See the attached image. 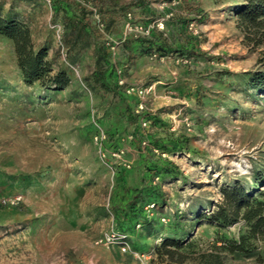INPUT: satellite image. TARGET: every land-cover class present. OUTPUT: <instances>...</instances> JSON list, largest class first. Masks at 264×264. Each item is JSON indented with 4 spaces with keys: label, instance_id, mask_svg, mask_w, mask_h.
Instances as JSON below:
<instances>
[{
    "label": "rangeland",
    "instance_id": "374dc122",
    "mask_svg": "<svg viewBox=\"0 0 264 264\" xmlns=\"http://www.w3.org/2000/svg\"><path fill=\"white\" fill-rule=\"evenodd\" d=\"M241 1L0 0L70 76L60 89L27 83L0 34V264H214L211 253L218 264H264V239L251 255L224 246L244 221L200 217L222 187H253L264 173V92L247 84L264 67V44L247 38ZM126 84L152 88L144 111ZM146 112L155 119L143 126ZM100 129L116 133L121 159L106 140L101 151ZM153 163L174 168L159 174ZM145 185L162 197L125 251L113 199ZM168 237L180 238L184 261L157 252Z\"/></svg>",
    "mask_w": 264,
    "mask_h": 264
},
{
    "label": "trees",
    "instance_id": "16d2710c",
    "mask_svg": "<svg viewBox=\"0 0 264 264\" xmlns=\"http://www.w3.org/2000/svg\"><path fill=\"white\" fill-rule=\"evenodd\" d=\"M234 11L246 31L247 38L255 44H264V0H242L235 6ZM0 34L13 41L17 63L27 83L39 82L44 87L58 89L69 84L70 76L67 71L64 69L54 71L48 59L47 48L35 46L30 27L23 21L4 15L0 11ZM247 84L256 91L264 92V67L251 72L248 75ZM129 107L131 108V104ZM146 115L147 119L154 121V115L149 112H146ZM131 116L133 118L139 116L134 108ZM106 131L108 136L105 145L118 149L119 143L114 138L116 133ZM172 147L177 148V143L174 142ZM173 168L153 163L149 170L163 174ZM117 170H127V167L123 166ZM253 179V187L241 182L222 187V197L216 202V208L209 215H200L201 218L219 227H226L239 221L245 222L248 227L247 231L238 239H227L224 243L225 248L232 253L251 255L254 253L253 239H264V173L259 170L255 171ZM259 186L263 188H258ZM160 197H162L160 191L151 185L134 188L122 187L113 199V202L117 204L115 215L118 229L125 234L134 231L137 224L145 222L149 217L145 213V207ZM182 246L180 238L168 237L157 247V252L165 253L172 258L177 253V261H184L187 254L179 250ZM209 255L212 259H208L210 260L207 261L208 263H222L218 254Z\"/></svg>",
    "mask_w": 264,
    "mask_h": 264
},
{
    "label": "built area",
    "instance_id": "2783aa9c",
    "mask_svg": "<svg viewBox=\"0 0 264 264\" xmlns=\"http://www.w3.org/2000/svg\"><path fill=\"white\" fill-rule=\"evenodd\" d=\"M48 1L49 3L52 2V0H46ZM122 84H124V80H121L120 81ZM124 91L126 93V95L128 96H136L137 99L139 100V103L137 105V108H136V111L137 112H141V111H144L146 109V100L148 99L149 95L152 93V88L151 87H147L145 85H129V84H126L124 86ZM150 122L149 119H143V122H142V125L143 126H147L148 123ZM133 135H130V138H132ZM95 139L97 140V142H100V148H101V151H102V145H103V142L107 139V134L105 131H103V129H100L96 136H95ZM125 153V148H118L116 149L115 151H113V155L114 156H117L118 158L121 159L122 155ZM103 156H105V153H103ZM125 166L127 167H130V162H128L126 159H124V162ZM110 167L113 168L112 165H110ZM154 206V203L150 204L147 208H150V207H153ZM127 237V235H123V240H122V249L123 250H127V248L129 249L130 248V244L129 242L125 239ZM115 238V235L114 234H109L106 236V240L107 241H113Z\"/></svg>",
    "mask_w": 264,
    "mask_h": 264
}]
</instances>
